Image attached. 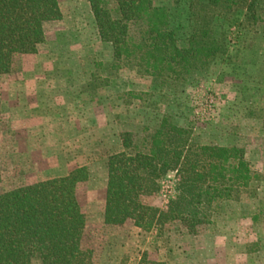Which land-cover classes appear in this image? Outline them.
Instances as JSON below:
<instances>
[{
  "label": "rangeland",
  "instance_id": "obj_1",
  "mask_svg": "<svg viewBox=\"0 0 264 264\" xmlns=\"http://www.w3.org/2000/svg\"><path fill=\"white\" fill-rule=\"evenodd\" d=\"M63 19L43 23L44 41L34 54L16 55L0 77V192L86 167L88 180L76 186L86 215V245L94 264H264V218L247 215L246 196L189 234L178 224L167 249H156L154 233L103 224L107 158L122 149L120 133L156 127L168 112L202 143L239 146L259 173L258 199L264 211V29L244 27L242 10L218 21L227 34V53L197 83L155 106L127 104L122 93L156 89L134 69L104 70L112 46L99 37L87 0H58ZM187 0L171 9L175 25H187ZM177 177L168 173L159 192L142 202L164 209L176 195ZM158 241V240H157ZM160 241V240H159Z\"/></svg>",
  "mask_w": 264,
  "mask_h": 264
},
{
  "label": "trees",
  "instance_id": "obj_2",
  "mask_svg": "<svg viewBox=\"0 0 264 264\" xmlns=\"http://www.w3.org/2000/svg\"><path fill=\"white\" fill-rule=\"evenodd\" d=\"M180 1L87 0L99 37L112 46L104 70L134 69L156 87L122 93L125 103L153 107L195 85L198 73L227 53V34L218 21H227L232 11L244 12V27L264 29V0H187L184 28L171 17ZM63 17L58 0H0V77L12 71L13 57L37 52L44 22ZM158 121L156 127L120 133L122 149L107 158L105 226L122 228L132 220L135 228L154 233L156 249H167L170 257L172 225L196 235L242 196L252 205L247 216L253 222L264 218L257 195L261 176L243 148L202 143L168 112ZM168 173L178 179L175 197L164 209L143 203L159 192ZM88 176L80 167L1 191L0 264H94L76 191ZM141 261L172 264L146 254Z\"/></svg>",
  "mask_w": 264,
  "mask_h": 264
}]
</instances>
